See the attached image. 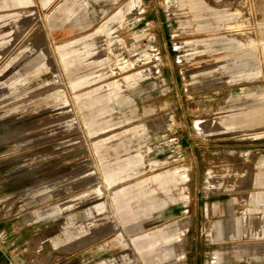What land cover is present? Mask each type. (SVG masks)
<instances>
[{
  "label": "rangeland",
  "instance_id": "1",
  "mask_svg": "<svg viewBox=\"0 0 264 264\" xmlns=\"http://www.w3.org/2000/svg\"><path fill=\"white\" fill-rule=\"evenodd\" d=\"M129 2L0 0V264H264V0Z\"/></svg>",
  "mask_w": 264,
  "mask_h": 264
},
{
  "label": "crops",
  "instance_id": "2",
  "mask_svg": "<svg viewBox=\"0 0 264 264\" xmlns=\"http://www.w3.org/2000/svg\"><path fill=\"white\" fill-rule=\"evenodd\" d=\"M159 12L160 11H159L158 8L154 9V14L155 15H158ZM73 28H74V26L71 27V29H73ZM63 32L66 34L65 31H63ZM58 33H59V31H55V32L53 30L51 31V35L54 38L57 37ZM165 44H166V42H165ZM37 50L38 49H34L31 53H29L28 57L32 56L30 61L31 60L32 61H39V58L37 57L38 56V51ZM166 57L165 58L169 62L170 76H172V74L174 73V68L172 66V61L170 59L169 51H168ZM27 58H25V59H27ZM180 72L183 73L182 70ZM164 81L166 82V80H164ZM188 90H189V86L188 85L184 86L183 90H182V93L185 94V98L187 99V101L185 103V106L182 105V102L179 103L180 106H181V110L183 111V116L184 117L187 118L189 111L206 110V108H210L209 103H207V101L210 100V99L206 98L205 96L207 94L214 93L215 91H209L210 90L209 89V90H206V91H204L202 93H196V94L192 95V94H189ZM162 108H167V109H169L168 111H171L173 113V110H174L175 107L173 106V103L170 101V102H167L166 106H164ZM172 113H171V116H170L171 118H169L168 121L165 120L163 122V125L165 126V131L169 130V127L167 128L166 125H169V124L173 125L174 124V120H173L174 114H172ZM160 124L162 125V123H160ZM5 205H6V203L3 204L2 206L5 207ZM2 206H0V209H2ZM15 216H16L15 214H12L9 217H3V218L0 219V247H4L6 251H8V250H10V251L14 250L15 251L17 249L18 250L22 249L21 247H23V245H25L27 243V241L32 237L31 233L28 230H25L24 228H21V226L19 225V221L21 219L16 218ZM12 217H15V219L12 220ZM2 243L4 245H2ZM38 249H39V247L36 250L37 253H38ZM75 258H78V256H76Z\"/></svg>",
  "mask_w": 264,
  "mask_h": 264
},
{
  "label": "bare ground",
  "instance_id": "3",
  "mask_svg": "<svg viewBox=\"0 0 264 264\" xmlns=\"http://www.w3.org/2000/svg\"><path fill=\"white\" fill-rule=\"evenodd\" d=\"M140 2V0H130V6H137L138 5V3ZM96 28H98V26H96ZM151 49L150 50H145V51H143V52H141V53H135L134 55H132L130 58H124V59H122V60H120V61H117V62H115V63H117V64H119V66H125V65H129V66H134V65H136V64H139L140 62L141 63H144V62H146L148 59H150V57H151ZM154 52V51H153ZM154 56V55H153ZM153 58V57H152ZM155 58V57H154ZM59 59V58H58ZM157 59V58H156ZM154 60V59H153ZM160 66V65H159ZM139 67V66H138ZM136 68V67H135ZM149 70H151L152 71V68H149ZM161 70V69H160ZM159 71V68H155L152 72H158ZM140 72H142V70L140 71ZM160 73V72H159ZM158 73V74H159ZM101 77L102 76V72H98V73H96L95 75H93V76H90V77H92L93 79L94 78H97V77ZM89 77V78H90ZM88 77L86 76V77H82V78H79V79H77L76 81H69L68 82V87H69V89L71 90V89H73V88H75V87H77V86H83V84L85 83V81H86V79H87ZM66 83V82H65ZM191 88V87H190ZM191 90V89H190ZM76 99H77V96H75V95H72L71 96V100H72V105H73V109H74V111H75V113L76 114H78V108H77V106H76V103H75V101H76ZM166 115V114H165ZM168 116V115H167ZM167 116H165L166 117V120L168 121L169 120V118L167 119ZM171 118V117H170ZM161 125V124H160ZM109 216L111 217V219H113L114 220V222L116 223V224H120L121 225V223H120V219H119V217H118V215H117V213H116V211L112 208V205H111V207H110V213H109ZM119 229H120V231L123 233V234H126L127 233V229H125L124 228V226L123 225H121V226H119ZM105 264H115V258L114 257H111V258H107L106 260H105Z\"/></svg>",
  "mask_w": 264,
  "mask_h": 264
}]
</instances>
